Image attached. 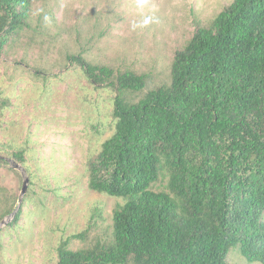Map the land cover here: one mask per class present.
<instances>
[{"label": "trees", "instance_id": "1", "mask_svg": "<svg viewBox=\"0 0 264 264\" xmlns=\"http://www.w3.org/2000/svg\"><path fill=\"white\" fill-rule=\"evenodd\" d=\"M32 2L0 0V52L29 25ZM66 59L114 92V129L88 161V187L123 202L109 241L74 250L83 232L70 234L56 264H228L231 250L264 264V0H232L198 25L168 81L138 99L147 73Z\"/></svg>", "mask_w": 264, "mask_h": 264}, {"label": "rangeland", "instance_id": "2", "mask_svg": "<svg viewBox=\"0 0 264 264\" xmlns=\"http://www.w3.org/2000/svg\"><path fill=\"white\" fill-rule=\"evenodd\" d=\"M231 1L33 0L29 25L0 52V155L29 179L20 195V168L0 159V264H56L70 234L83 232L70 240L74 250L112 237V211L123 199L91 190L87 165L113 132L114 92L90 84L66 55L147 73L138 99L168 81L174 52ZM227 262L260 264L238 250Z\"/></svg>", "mask_w": 264, "mask_h": 264}, {"label": "water", "instance_id": "3", "mask_svg": "<svg viewBox=\"0 0 264 264\" xmlns=\"http://www.w3.org/2000/svg\"><path fill=\"white\" fill-rule=\"evenodd\" d=\"M0 159H5V160L10 161L11 164H12V168H17V169L20 168V170L22 172V177H23L22 187H21V194H20V195H22L26 191L27 184H28V181H29L28 177L25 175V172L21 169V167L19 166V164L17 162L11 160L10 158H6V157H3V156L0 155ZM20 199H21V197L19 198L18 205H20ZM16 210H17V208L12 212V215L16 212Z\"/></svg>", "mask_w": 264, "mask_h": 264}]
</instances>
